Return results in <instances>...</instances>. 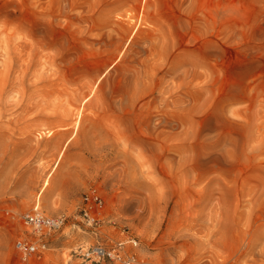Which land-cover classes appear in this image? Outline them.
Masks as SVG:
<instances>
[{"label": "rangeland", "instance_id": "obj_1", "mask_svg": "<svg viewBox=\"0 0 264 264\" xmlns=\"http://www.w3.org/2000/svg\"><path fill=\"white\" fill-rule=\"evenodd\" d=\"M93 190L137 264H264V0H0V264L37 201L83 264Z\"/></svg>", "mask_w": 264, "mask_h": 264}, {"label": "built area", "instance_id": "obj_2", "mask_svg": "<svg viewBox=\"0 0 264 264\" xmlns=\"http://www.w3.org/2000/svg\"><path fill=\"white\" fill-rule=\"evenodd\" d=\"M104 209L105 201L97 190L84 196L80 208V214L87 226L84 232L92 234L98 238V241L90 245H78L74 254L83 264H99L104 261L137 264L136 254L126 255V245L129 243L136 247L138 239L124 229L121 230L122 239L112 242L103 232L106 230L103 219ZM65 220L63 216H46L37 201L32 211L24 218V224L30 230V236L18 238L15 242V249L20 256L17 264H35L36 261L41 260L49 248L48 238L64 225ZM99 238L103 240L99 241Z\"/></svg>", "mask_w": 264, "mask_h": 264}]
</instances>
